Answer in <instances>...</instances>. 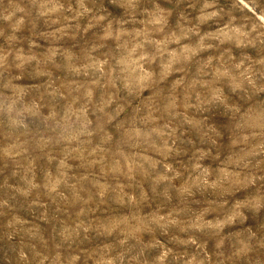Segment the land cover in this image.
Instances as JSON below:
<instances>
[{
  "label": "clouds",
  "instance_id": "1",
  "mask_svg": "<svg viewBox=\"0 0 264 264\" xmlns=\"http://www.w3.org/2000/svg\"><path fill=\"white\" fill-rule=\"evenodd\" d=\"M172 15L159 0H0V163L23 169L24 196L40 161L78 217L117 209L46 255L29 231L6 264H77L61 252L81 246L93 264H264V0H190L175 30Z\"/></svg>",
  "mask_w": 264,
  "mask_h": 264
},
{
  "label": "rangeland",
  "instance_id": "2",
  "mask_svg": "<svg viewBox=\"0 0 264 264\" xmlns=\"http://www.w3.org/2000/svg\"><path fill=\"white\" fill-rule=\"evenodd\" d=\"M145 2H147V0H145ZM159 2L162 7L172 10L173 15L168 18V27L169 29L175 30L178 20L177 13L179 10L188 7L190 0H183L179 8H177L176 0H159ZM197 13L198 7L196 10L189 9V19L194 21ZM208 27V25H201V32L203 33ZM193 42L194 40H186L183 41L182 44H190ZM38 43L41 45V52H44L49 46V41L47 40H40ZM175 47V45L171 46L173 49ZM25 52H27L26 46ZM200 55L203 56L204 54L201 53ZM192 74L195 75L194 69ZM45 167L46 164L37 161L34 170V182L40 187L31 189L30 194L24 196L21 194V191H18L27 190L28 187L25 182V172L23 169L17 171V174L14 176L12 172L16 171V169L13 166L9 165L6 167L3 163H0V249L7 250L10 243L20 244L22 240L27 242L29 237L26 233L31 231L36 237L33 241L36 250L40 251L42 255H46L56 244L60 243L59 233L65 227L70 229L75 228L76 224L81 220L85 221V223L99 222L106 219L104 215L106 212L117 211V209L110 207V200L106 198L103 203H99L98 205L93 204L91 206L92 210L87 213L86 217H78L77 213L83 206L82 204L63 201L55 193L49 195L48 191L44 188L46 181L41 170ZM52 172L53 175H55V168L52 169ZM72 174L83 176L86 173L80 169L78 172ZM32 178L33 174L27 176V179ZM72 183H75V181L73 180ZM87 190V187H85L84 191L80 192V195L85 199L87 198ZM58 191L63 193L64 196L69 197V201L72 200L73 194L70 189L61 186ZM147 206L150 205H146V207ZM247 214L250 216V213ZM261 216L264 217V210L261 211ZM118 218L122 217H112V219ZM248 223H252L251 219H249ZM10 236L11 240H9ZM76 251L81 253V260L78 261L77 264H85V261H87V264H93L92 259L84 255V253H90L92 251L90 247L81 246L79 249L65 248L61 252V256H65L69 253L75 254ZM54 254L55 253H53V255ZM32 255L33 254L30 253V259ZM0 264H6L2 252H0ZM32 264H39V261L33 260ZM46 264H50V261L46 262Z\"/></svg>",
  "mask_w": 264,
  "mask_h": 264
}]
</instances>
